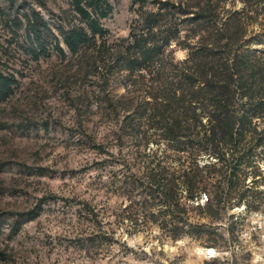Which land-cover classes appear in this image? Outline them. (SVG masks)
<instances>
[{"label":"rangeland","instance_id":"374dc122","mask_svg":"<svg viewBox=\"0 0 264 264\" xmlns=\"http://www.w3.org/2000/svg\"><path fill=\"white\" fill-rule=\"evenodd\" d=\"M165 1L197 9L199 0H112L100 20L110 51L100 57L67 49L59 55L53 39L46 53L31 51L27 16L39 13L59 34L56 25L71 18L68 0H0V70L15 79L10 95L0 99V264H264V177H256L259 192L230 196L212 220L216 246L188 227L189 221L209 222L205 205L214 196H182L185 210L174 215L188 218L173 221L162 213L164 196L132 192L142 172L135 137L120 126L149 93V76L105 66L145 13ZM217 1L224 10L252 14L248 34L260 31L263 16L250 0ZM182 26L166 49L175 62L206 32L194 34L188 21ZM259 166L264 175V162ZM174 226L191 233L172 238ZM206 247L213 257L198 252Z\"/></svg>","mask_w":264,"mask_h":264},{"label":"trees","instance_id":"16d2710c","mask_svg":"<svg viewBox=\"0 0 264 264\" xmlns=\"http://www.w3.org/2000/svg\"><path fill=\"white\" fill-rule=\"evenodd\" d=\"M68 1L71 18L56 25L59 34L39 13L27 16L31 51L46 53L53 39L51 49L59 55H65V49L72 55L109 54L100 20L110 12L112 0ZM202 1L197 9L165 1L145 13L142 26L131 29L128 39L119 44L113 64L105 67L109 72L115 68L137 72L142 79L149 76V93L136 101L120 126L135 137V160L142 172L132 192L164 196L162 213L173 221L188 218L174 215L185 210L182 196L187 200L202 192L214 196L205 205L208 212L203 218L209 222L189 221L188 227L196 238L208 237L203 242L207 246H216L212 220L230 196L259 192L256 177H264L259 166L264 162V47L251 46L264 45V24L258 22L260 31L248 34L252 14L244 9L224 10L217 0ZM249 2L264 20V0ZM187 14L192 16H183ZM185 21L194 34L206 32L186 59L175 62L166 49L180 37ZM94 60L90 57L89 62ZM13 83L14 76L0 70V99L10 95ZM248 175L250 185L244 183ZM142 203L149 205L145 198ZM184 233L191 232L174 226L171 236Z\"/></svg>","mask_w":264,"mask_h":264},{"label":"water","instance_id":"95a60500","mask_svg":"<svg viewBox=\"0 0 264 264\" xmlns=\"http://www.w3.org/2000/svg\"><path fill=\"white\" fill-rule=\"evenodd\" d=\"M210 249L211 248H209V247L201 248V249L198 250V252L202 253L203 255H207L209 257H213V253L209 252Z\"/></svg>","mask_w":264,"mask_h":264},{"label":"bare ground","instance_id":"6f19581e","mask_svg":"<svg viewBox=\"0 0 264 264\" xmlns=\"http://www.w3.org/2000/svg\"><path fill=\"white\" fill-rule=\"evenodd\" d=\"M209 252L213 253V250H212V249H210V250H209Z\"/></svg>","mask_w":264,"mask_h":264}]
</instances>
